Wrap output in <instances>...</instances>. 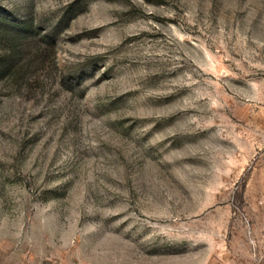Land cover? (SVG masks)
Returning <instances> with one entry per match:
<instances>
[{
  "label": "rangeland",
  "instance_id": "rangeland-1",
  "mask_svg": "<svg viewBox=\"0 0 264 264\" xmlns=\"http://www.w3.org/2000/svg\"><path fill=\"white\" fill-rule=\"evenodd\" d=\"M0 21L28 25L0 74V264H264V0Z\"/></svg>",
  "mask_w": 264,
  "mask_h": 264
},
{
  "label": "trees",
  "instance_id": "trees-1",
  "mask_svg": "<svg viewBox=\"0 0 264 264\" xmlns=\"http://www.w3.org/2000/svg\"><path fill=\"white\" fill-rule=\"evenodd\" d=\"M13 22H3L0 21V32L6 34L8 46L0 53V74H3L6 71H14L19 64V56H18V43L15 42V39L21 38L25 34L28 25L26 22H20L19 24L13 23L17 25L14 27L12 25Z\"/></svg>",
  "mask_w": 264,
  "mask_h": 264
}]
</instances>
